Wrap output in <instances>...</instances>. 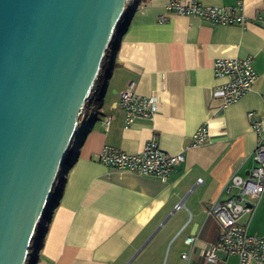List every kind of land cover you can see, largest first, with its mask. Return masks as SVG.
I'll return each mask as SVG.
<instances>
[{"label":"crops","instance_id":"1","mask_svg":"<svg viewBox=\"0 0 264 264\" xmlns=\"http://www.w3.org/2000/svg\"><path fill=\"white\" fill-rule=\"evenodd\" d=\"M170 1L141 0L127 16L101 104L88 105L79 121L36 264H185L182 252L198 264L220 232L210 206L235 195L231 178H246L256 166L258 134L248 114L264 125V0H243L245 24L171 13ZM194 1L232 6L236 0ZM248 56L256 80L241 99L222 107L220 87L227 79L215 76L212 62ZM129 87L157 96L159 105L153 119L127 127L118 104ZM204 124L209 138L194 145ZM153 135L165 152L185 157L166 179L99 160L104 146L138 153ZM241 222L264 239V191ZM188 236L195 237L193 245L185 242ZM232 259L238 264L237 256L224 264Z\"/></svg>","mask_w":264,"mask_h":264},{"label":"water","instance_id":"2","mask_svg":"<svg viewBox=\"0 0 264 264\" xmlns=\"http://www.w3.org/2000/svg\"><path fill=\"white\" fill-rule=\"evenodd\" d=\"M140 2L0 0V264H26L105 52Z\"/></svg>","mask_w":264,"mask_h":264},{"label":"built area","instance_id":"3","mask_svg":"<svg viewBox=\"0 0 264 264\" xmlns=\"http://www.w3.org/2000/svg\"><path fill=\"white\" fill-rule=\"evenodd\" d=\"M137 0H127V11ZM171 13L197 16L214 24H245L243 0H236L232 6L202 4L194 0H171L167 5ZM165 18H160L164 21ZM252 56L245 58H217L213 69L215 76L227 79L220 87L221 106L227 107L241 99L257 78V71ZM131 87L121 92L119 106L125 112V124L131 126L138 118L153 119L158 110L157 96L138 95ZM83 111V110H82ZM82 112L80 113V115ZM248 117L258 134V144L255 150L256 166L249 176L243 178L234 175L231 178L229 190L237 189V193L223 202H215L209 208L211 214L219 223L220 232L214 242L202 253L198 264H224L230 256L238 257V264H264V239L247 232L241 222L244 212L255 205L264 191V125L254 119L250 112ZM209 138L208 126L204 124L194 134L192 143L200 145ZM185 159L182 153L170 154L163 150L156 136L147 140L138 153H126L111 146H104L99 153V160L114 169L132 171L141 175L166 179L173 169ZM195 237L188 236L185 242L193 245ZM182 260L190 264L191 255L182 252Z\"/></svg>","mask_w":264,"mask_h":264},{"label":"trees","instance_id":"4","mask_svg":"<svg viewBox=\"0 0 264 264\" xmlns=\"http://www.w3.org/2000/svg\"><path fill=\"white\" fill-rule=\"evenodd\" d=\"M126 19H127V15H124L120 24H119V28H118L117 32L120 31L121 29H123V25H124V22L126 21ZM117 43H118L117 36L115 35V37L112 39L109 47L107 48V50L105 52V56L102 60L101 67H100L101 69L99 70V73L97 75L96 80H94L95 83H94L92 92H91L89 98L87 99V101L85 103V107H88V105H90L92 103L101 104L102 95H103L102 92L104 91V88H105V79L108 75L109 68H110L109 65L111 63V56H112L111 54L113 53V51H115L117 49ZM72 146H73V142H72L71 146L69 147V149L66 153L65 160H64L65 163H70L71 156H72L71 155L72 154ZM50 204H51V200H50Z\"/></svg>","mask_w":264,"mask_h":264},{"label":"rangeland","instance_id":"5","mask_svg":"<svg viewBox=\"0 0 264 264\" xmlns=\"http://www.w3.org/2000/svg\"><path fill=\"white\" fill-rule=\"evenodd\" d=\"M85 111H86V107H84L82 114L79 116V118H78L79 121H81V118H83ZM58 177L59 178H58V181L56 182L57 183L56 188H55V190H54V192L50 198L51 202H54V199H56V197L59 193V190H60L61 183L63 181L62 175L60 173L58 174ZM49 204H50V201L47 203V207L49 206ZM49 216H50V210H47L45 213V216L43 215V218H41V221H40L38 228H37V231H36L37 233H35L36 236L33 239L31 247L29 249L30 254H29V257L27 259L26 264H34L36 262L37 255H38V247H39L40 242H41V236H42V234L45 230V227H46L45 226V223H46L45 220H47ZM227 264H233V259H232V261H229V263H227Z\"/></svg>","mask_w":264,"mask_h":264}]
</instances>
